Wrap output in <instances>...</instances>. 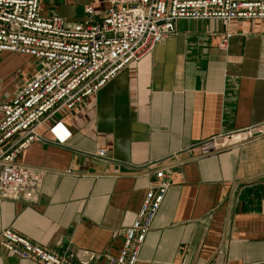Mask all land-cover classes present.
Segmentation results:
<instances>
[{
    "label": "crops",
    "instance_id": "crops-1",
    "mask_svg": "<svg viewBox=\"0 0 264 264\" xmlns=\"http://www.w3.org/2000/svg\"><path fill=\"white\" fill-rule=\"evenodd\" d=\"M89 5L101 21L111 0H45L42 13L76 23ZM175 26L81 107L40 127L42 140L17 158L45 170L38 201L0 199V233L11 228L59 255L107 264L164 169L171 186L138 264H264V136L207 157L197 147L233 131L264 130V20ZM35 72L30 56L0 53V101ZM99 149L107 159L94 157ZM0 264L39 263L0 245Z\"/></svg>",
    "mask_w": 264,
    "mask_h": 264
},
{
    "label": "built area",
    "instance_id": "built-area-1",
    "mask_svg": "<svg viewBox=\"0 0 264 264\" xmlns=\"http://www.w3.org/2000/svg\"><path fill=\"white\" fill-rule=\"evenodd\" d=\"M44 2L0 0V53L28 55L36 64L35 74L13 98L0 101L1 200L38 201L45 170L20 166L17 158L42 140L40 127L60 111H75L122 70L153 52L175 33L176 21L219 19L228 25L233 20H264V0H111L101 21L94 20L95 10L89 5L85 19L76 23L43 16ZM230 38L227 32L221 48H227ZM262 136L264 130L254 127L213 137L197 147L207 157ZM94 157L107 159V151L99 149ZM155 177L138 215L123 232L120 255L107 256V264H138L171 186L164 169ZM0 245L20 260L39 264H89L93 258L59 255L11 228L1 231Z\"/></svg>",
    "mask_w": 264,
    "mask_h": 264
},
{
    "label": "rangeland",
    "instance_id": "rangeland-1",
    "mask_svg": "<svg viewBox=\"0 0 264 264\" xmlns=\"http://www.w3.org/2000/svg\"><path fill=\"white\" fill-rule=\"evenodd\" d=\"M42 15H43V13H42ZM44 16V15H43Z\"/></svg>",
    "mask_w": 264,
    "mask_h": 264
}]
</instances>
